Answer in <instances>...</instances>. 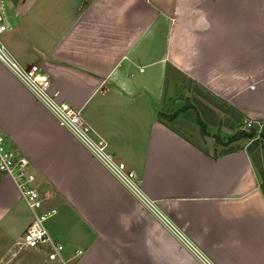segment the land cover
<instances>
[{"label":"crops","instance_id":"1","mask_svg":"<svg viewBox=\"0 0 264 264\" xmlns=\"http://www.w3.org/2000/svg\"><path fill=\"white\" fill-rule=\"evenodd\" d=\"M3 34L38 63L88 136L137 171L136 188L0 59V132L32 161L62 243L14 244L32 212L0 173V264H264V191L249 142L222 150L161 114L181 71L264 122V0H6Z\"/></svg>","mask_w":264,"mask_h":264},{"label":"built area","instance_id":"2","mask_svg":"<svg viewBox=\"0 0 264 264\" xmlns=\"http://www.w3.org/2000/svg\"><path fill=\"white\" fill-rule=\"evenodd\" d=\"M6 0H0V59L4 61L14 72L32 89L35 95L47 105L56 115L59 124L72 129L86 143L92 146L95 153L103 162H107L116 175L129 186L136 188L140 177L133 168H127L124 162L114 161L111 155L104 152L102 140L93 141L88 136L89 125L83 119L80 108L61 99L58 89L51 87L50 78L41 70L38 63L23 66L8 52L3 41V34L11 27L10 17L7 12ZM248 124L250 121L248 120ZM8 135L0 132V173L10 176L27 206L32 212V219L16 240L13 253L20 249L35 248L42 244L49 245L51 258H61L62 243L49 233L46 220L56 212L52 207L42 210L44 195L41 186L37 182V175L32 167L31 159L17 147L7 143ZM204 264H209L206 259Z\"/></svg>","mask_w":264,"mask_h":264},{"label":"rangeland","instance_id":"3","mask_svg":"<svg viewBox=\"0 0 264 264\" xmlns=\"http://www.w3.org/2000/svg\"><path fill=\"white\" fill-rule=\"evenodd\" d=\"M168 80L175 84L176 92L165 98L162 116L187 133L212 136L211 143L222 150L248 141L264 189V122L248 124L243 112L175 68L169 70Z\"/></svg>","mask_w":264,"mask_h":264},{"label":"trees","instance_id":"4","mask_svg":"<svg viewBox=\"0 0 264 264\" xmlns=\"http://www.w3.org/2000/svg\"><path fill=\"white\" fill-rule=\"evenodd\" d=\"M248 136H250V135H248ZM249 151H250V147H249ZM263 191H264V189H263Z\"/></svg>","mask_w":264,"mask_h":264}]
</instances>
